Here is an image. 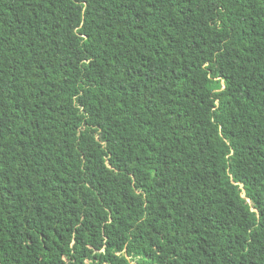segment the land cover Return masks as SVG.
<instances>
[{
  "label": "trees",
  "instance_id": "16d2710c",
  "mask_svg": "<svg viewBox=\"0 0 264 264\" xmlns=\"http://www.w3.org/2000/svg\"><path fill=\"white\" fill-rule=\"evenodd\" d=\"M0 264H264V0H0Z\"/></svg>",
  "mask_w": 264,
  "mask_h": 264
}]
</instances>
